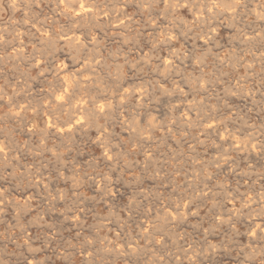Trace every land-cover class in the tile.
<instances>
[{
    "label": "rangeland",
    "instance_id": "rangeland-1",
    "mask_svg": "<svg viewBox=\"0 0 264 264\" xmlns=\"http://www.w3.org/2000/svg\"><path fill=\"white\" fill-rule=\"evenodd\" d=\"M0 91V264H264V0H0Z\"/></svg>",
    "mask_w": 264,
    "mask_h": 264
},
{
    "label": "bare ground",
    "instance_id": "bare-ground-1",
    "mask_svg": "<svg viewBox=\"0 0 264 264\" xmlns=\"http://www.w3.org/2000/svg\"><path fill=\"white\" fill-rule=\"evenodd\" d=\"M83 1V0H82ZM220 1V0H219ZM232 2V1H231ZM83 3V2H82ZM205 3H206V1H205ZM204 3V4H205ZM81 4V3H80ZM130 4V3H129ZM79 5V4H78ZM117 5V4H116ZM235 5V4H234ZM80 6H82V4L80 5ZM84 7H85V5H83ZM218 6V5H217ZM70 7V6H69ZM191 7V6H190ZM141 8V7H140ZM231 8V7H230ZM79 9V8H78ZM139 9V8H138ZM213 9V8H212ZM83 10V9H82ZM180 10V9H179ZM71 11H72V9H71ZM76 12H77V9L75 10ZM79 11V10H78ZM84 11V10H83ZM82 11V12H83ZM88 12H90L89 10H88ZM117 12V11H116ZM74 13V12H73ZM86 13V12H85ZM84 13V14H85ZM112 13V12H111ZM211 13V12H210ZM115 14V13H114ZM88 15H90V14H88ZM123 15V14H122ZM82 16V15H81ZM86 16V15H85ZM84 16V17H85ZM79 17H80V14H79ZM91 17H92V15H91ZM91 17H90V19H91ZM201 17V16H200ZM73 18V17H72ZM87 18V17H86ZM74 19V18H73ZM116 19V18H115ZM205 19V18H204ZM219 19V18H218ZM58 21V20H57ZM109 22V21H108ZM107 24V23H106ZM89 25H90V23H89ZM107 26V25H106ZM91 27V26H90ZM101 30H102V28H101ZM46 32V31H45ZM3 33V32H2ZM157 33V32H156ZM163 33V32H162ZM214 33V32H213ZM3 37V36H2ZM18 38V37H17ZM79 38V37H78ZM175 39V38H174ZM5 40V39H4ZM15 40V39H14ZM60 40V39H59ZM77 40V39H76ZM54 41V40H53ZM73 41V40H72ZM42 43V42H41ZM53 44V43H52ZM23 45V44H22ZM15 49V48H14ZM19 49V48H18ZM16 50V49H15ZM21 50V49H20ZM12 51V50H11ZM15 54V53H14ZM17 56V55H16ZM166 64V63H165ZM41 65V64H40ZM64 75V74H63ZM63 83V82H62ZM66 84V83H65ZM80 84V83H79ZM16 85V84H15ZM66 88V87H65ZM67 90H68V88H67ZM1 92V91H0ZM60 95V94H59ZM55 98V97H54ZM105 105V104H104ZM66 106V105H65ZM106 106V105H105ZM45 109V108H44ZM59 110V109H58ZM90 110V109H89ZM83 111V110H82ZM38 114V113H37ZM75 119V118H74ZM79 122V121H78ZM47 125V124H46ZM70 125V124H69ZM75 125V124H74ZM78 126H80V125H78ZM82 126V125H81ZM72 127H74V126H72ZM72 127H69L70 129L72 128ZM60 128V127H59ZM58 131V130H57ZM74 131H75V128H74ZM59 132V131H58ZM70 132V131H69ZM62 134H63V132H62ZM68 134H70V133H68ZM72 134V133H71ZM67 135V134H66ZM75 135V134H74ZM74 138V137H73ZM1 152V151H0ZM4 152V151H3ZM4 154V153H3ZM24 192V191H23ZM26 194V193H25ZM18 198V197H17ZM23 199V198H22ZM27 200L25 199V202H26ZM17 205V204H16ZM21 205V204H20ZM188 208V207H187ZM170 214V213H169ZM188 217V216H187ZM172 219V218H171ZM73 220V219H72ZM131 225V224H130ZM148 231V230H147ZM2 244V243H1ZM87 248V247H86ZM90 248V247H89ZM136 248V247H135ZM1 249V248H0ZM98 249V248H97ZM3 253V252H2ZM74 255V254H73ZM111 258V257H110ZM124 264V263H123Z\"/></svg>",
    "mask_w": 264,
    "mask_h": 264
}]
</instances>
